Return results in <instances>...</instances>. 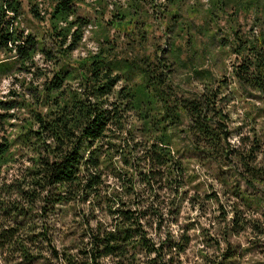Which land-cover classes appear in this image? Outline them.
<instances>
[{"label": "trees", "instance_id": "obj_1", "mask_svg": "<svg viewBox=\"0 0 264 264\" xmlns=\"http://www.w3.org/2000/svg\"><path fill=\"white\" fill-rule=\"evenodd\" d=\"M22 1L0 3V81L10 77L18 89L0 100V133L5 126L12 132L0 135V254L19 264H38L44 253L62 264H183L189 238L171 227L194 197L183 157L173 149L179 136L196 157L224 171L217 179L226 186L241 182L246 190L232 186V193L264 220V0L248 3L260 6L259 30L234 31L220 43L237 59L231 75L241 97L256 93L262 104L246 112L258 130L239 133L236 144L225 110L231 82L194 68L190 77L200 90H180L170 79L173 52L169 66H152L117 56L107 38L74 59L90 24L77 15L82 0H25L32 18L47 24L41 36L15 27ZM21 159L28 165L8 178L7 168ZM247 192L258 194L251 199ZM64 209L83 212L76 213L83 230L73 253L58 251L49 231L47 219ZM244 225L233 210L229 235ZM224 244L219 261L202 256L203 264H238Z\"/></svg>", "mask_w": 264, "mask_h": 264}, {"label": "rangeland", "instance_id": "obj_2", "mask_svg": "<svg viewBox=\"0 0 264 264\" xmlns=\"http://www.w3.org/2000/svg\"><path fill=\"white\" fill-rule=\"evenodd\" d=\"M251 1L253 0H82L76 5V12L90 24L72 56L75 59L94 53L104 38L112 42L117 56L129 59L144 58L151 62L152 66L159 65V62L169 66L166 58H170L173 52L175 63L170 66V79L180 90L189 91L200 90L201 87L198 81H192V70H209L215 78L231 82L227 90H224L228 94L226 100H231L225 110H228L230 115V143L236 144L239 133L251 136L255 126L249 122L251 117L248 118L246 112L262 104L258 101L256 93H252L251 97H241L231 75V66L237 59L230 48L221 47L220 43L222 39H227L223 42H230L231 33L234 31L245 34L251 28H254L255 32L259 30L258 21H261L263 16L259 5L249 6ZM37 2L40 3V0ZM39 8L44 12L43 4ZM21 9L22 14L15 27L25 33L41 36L47 24H39L32 18L27 1H22ZM254 24L257 26L254 27ZM36 60H39V57H36ZM16 76L12 75V78ZM11 82L10 77L0 81V100L8 91L18 90L11 87ZM255 129L258 130V126H255ZM11 133V129L5 126L0 135L10 136ZM173 149L179 150V156L183 157L193 180L188 187V197L194 198L181 205L177 223L171 227L175 236L184 234L189 238L188 249L181 258L183 264H203L202 256H207L211 262L219 261L221 252L226 248L225 241L231 244L238 257V264H264V234L257 233L258 229L264 231V220L257 208L246 207L244 202L232 193V186L235 192H244V185L231 179L226 186L224 181L218 180L217 175L224 171L196 157V153L190 150L182 136L174 140ZM18 162L10 169L7 168L8 178L28 165L24 159ZM225 175H229V172L225 171ZM108 183H113V180L108 178ZM246 194H250L251 199H254L258 193ZM235 209L239 211L245 225L237 235L230 236V221ZM57 213L47 219L50 223L48 226L52 228L49 231L54 232V245L58 251L68 247L64 251L73 253L69 248L77 244L76 239L83 230L80 226L83 221L76 217V213L81 216L83 212L76 209L69 212L64 209L62 213ZM53 223L55 225H52ZM85 241L83 240V243ZM253 243H256L257 249H251ZM0 264L19 262L16 258L0 254ZM38 264L62 262L44 253Z\"/></svg>", "mask_w": 264, "mask_h": 264}]
</instances>
